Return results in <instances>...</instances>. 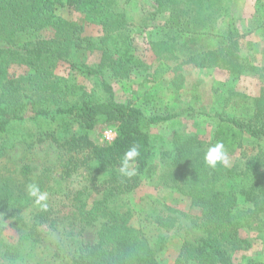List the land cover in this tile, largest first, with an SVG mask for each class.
Here are the masks:
<instances>
[{
  "label": "trees",
  "instance_id": "1",
  "mask_svg": "<svg viewBox=\"0 0 264 264\" xmlns=\"http://www.w3.org/2000/svg\"><path fill=\"white\" fill-rule=\"evenodd\" d=\"M134 1L0 0V220H9L17 235L13 242L0 237V264H32L36 249L54 232H60V244L51 256L56 264H161L164 233L179 230L183 215L187 228L172 264H264L254 256L234 257L253 246L249 234L241 231L264 233V150L231 167L204 163V153L217 142L232 155L244 150L246 135L254 142L264 140V69L240 56L243 33L227 9L229 1L146 0L153 10L141 8L135 22L127 8ZM63 8L80 12L83 21L70 19ZM218 15L224 21L213 33ZM253 16L246 31L260 27L264 34V0H255ZM91 25L99 26L98 35L87 33ZM144 33L152 64L135 54L136 40ZM210 36L216 38L213 46L207 44ZM79 50L98 52L99 63L72 61ZM178 60L196 68L224 69L232 81L250 70L261 86L250 116L204 112L212 127L209 141L198 134L180 136L156 163L151 128L181 113L146 112L117 100L106 74L129 79L137 71L154 83L173 71ZM63 63L93 77L98 90L87 91L58 75ZM19 68L23 71L18 73ZM107 128L115 130L109 142L100 140ZM42 142L60 151L57 166L35 161L34 146ZM133 145L139 155L129 166L136 174L122 176L121 160ZM58 166L61 172L55 173ZM73 175L78 188L66 186L61 196H53L67 204L66 212L55 211L57 203L48 197L46 207L37 205L25 217L23 212L34 202L27 192L29 183L46 192ZM141 175L156 176L160 185L189 198L197 213L169 208L158 213L152 223L159 232L150 240L132 223L135 211L123 198L140 185ZM90 228L93 239L85 235Z\"/></svg>",
  "mask_w": 264,
  "mask_h": 264
},
{
  "label": "rangeland",
  "instance_id": "2",
  "mask_svg": "<svg viewBox=\"0 0 264 264\" xmlns=\"http://www.w3.org/2000/svg\"><path fill=\"white\" fill-rule=\"evenodd\" d=\"M229 1V4L227 3ZM227 3V9L236 17L239 30L243 35L239 39L241 44L240 56L245 59H249V64L258 66V69H264V37L258 32L250 34L248 30L252 27V19L255 9V0H224ZM151 1L135 0L127 8L129 14L132 15L135 20L139 17L141 8L145 11H152ZM64 13L72 20L81 23L83 21V14L78 11L63 8ZM132 17V16H131ZM224 18L222 15H218L215 20V26L213 33H218V28L221 26ZM87 33L91 35H98L100 32L99 26L91 25L87 27ZM146 32V31H145ZM43 35H48L49 31L42 32ZM145 35V33H144ZM147 35V34H146ZM136 40L135 54L143 60L145 63L152 64L154 61V55L150 51L146 40L147 36ZM209 46L215 45L216 38L209 37L207 39ZM247 40L255 42L256 47L253 50L245 48ZM72 61H76L79 64H87L94 66L99 63L100 54L98 52L89 53L85 50L76 51L71 56ZM173 71L165 74L164 77L154 83L145 81L143 75L137 71L132 73V77L129 79H115L110 74H106L109 82L114 88L117 100L130 102L136 106L142 107L146 112H180L181 115L173 120L161 122L154 125L151 128V136L154 146V155L152 156L154 162L160 161L162 150L169 148L171 143L178 137L189 134H198L200 138L206 142L211 137V124L210 121L203 114H212L215 111H221L229 116L245 118L253 112V98L258 95L261 86L260 79L253 71H244L240 74L237 80H231L230 74L217 67L213 68H196L191 64H182L181 60L173 63ZM152 70V69H150ZM18 73L22 72V69H17ZM58 75H62L76 83L78 86L83 87L87 91L97 89L95 86V80L93 77L84 75L82 72L73 68L70 63H63L56 69ZM176 82L173 83V79ZM98 90V89H97ZM97 95H101L100 92L95 91ZM103 132V131H102ZM100 137V140H102ZM245 148L232 155L227 156V166L243 164L245 162L244 157L254 154L257 150H264V140L254 142V140L245 136L244 138ZM35 161L40 163L47 160V162L55 163L60 151L55 148V145L50 142L38 143L34 146ZM240 158V160H239ZM238 161V162H237ZM36 164V163H35ZM58 163H55V165ZM57 166V165H56ZM61 172V168L55 167L54 172ZM57 179V177H56ZM59 179V178H58ZM69 183H65V182ZM71 189L75 191L77 186V177L73 175L70 180H58L56 186L52 187L53 190H46L49 200H53L57 204L54 206V210H62L66 212L68 208L67 204H59L56 196H61V190ZM60 191V194L58 193ZM124 201L133 208L134 216L131 220L136 226H141L150 240H155L159 231L155 230L152 223L154 217L158 213L167 212L169 209L181 211L182 214L190 213L196 214L197 209L192 208L189 198L180 195L178 192L165 185H160V181L156 176L141 175L140 185L132 192L128 193L124 197ZM66 203V202H65ZM245 205V204H244ZM239 204V206H244ZM247 206V204L245 205ZM126 207V206H125ZM38 206L33 202L23 214L26 218L31 210L37 209ZM63 214V213H62ZM9 220H0V237L13 242L17 237L16 232L8 226ZM188 223V219L183 215L181 217V226L179 230L172 229L169 232L164 233L167 237L166 248L160 255L161 264H172L177 256L182 236L185 234V227ZM187 228V227H186ZM44 231L47 228H41ZM190 229V228H189ZM195 235L199 233L197 230L190 229ZM94 228H90L86 232L88 239L94 238ZM243 236L249 234L252 240L253 246L245 252H237L234 257L238 259L241 255L254 256L257 260L264 261V233H256L248 231H241ZM60 232H54L50 234L45 240L44 244H41L36 249V256L30 258L29 263H34V260L39 261L40 264H56L52 261V254L56 249V246L60 244Z\"/></svg>",
  "mask_w": 264,
  "mask_h": 264
},
{
  "label": "clouds",
  "instance_id": "3",
  "mask_svg": "<svg viewBox=\"0 0 264 264\" xmlns=\"http://www.w3.org/2000/svg\"><path fill=\"white\" fill-rule=\"evenodd\" d=\"M139 155L138 148L133 145L128 149L121 160L119 167V172L122 176L131 177L136 174L135 169L130 168V161L135 159ZM204 163L210 167L215 168L218 164L227 165L228 160L222 142H217L216 144L208 147L207 151L204 153ZM27 192L29 197L34 199V203L41 207H46V201L48 199V194L41 190L39 184L32 182L27 185Z\"/></svg>",
  "mask_w": 264,
  "mask_h": 264
},
{
  "label": "crops",
  "instance_id": "4",
  "mask_svg": "<svg viewBox=\"0 0 264 264\" xmlns=\"http://www.w3.org/2000/svg\"><path fill=\"white\" fill-rule=\"evenodd\" d=\"M254 6H255V2H254ZM254 8H255V7H254ZM253 12L255 13V9L253 10ZM254 13H253V14H254ZM250 18L254 20V16H251V15H250ZM254 30H255V32H258V31H259L260 35H262V36L264 37V34L262 33L260 27H256V28H254V29H250V30H249V33H250V34H253ZM255 47H256L255 42H253L252 40H247V42H246V44H245V48H246V49L253 50Z\"/></svg>",
  "mask_w": 264,
  "mask_h": 264
},
{
  "label": "built area",
  "instance_id": "5",
  "mask_svg": "<svg viewBox=\"0 0 264 264\" xmlns=\"http://www.w3.org/2000/svg\"><path fill=\"white\" fill-rule=\"evenodd\" d=\"M102 136V140L109 142L115 136V130L113 128H107L103 131Z\"/></svg>",
  "mask_w": 264,
  "mask_h": 264
}]
</instances>
